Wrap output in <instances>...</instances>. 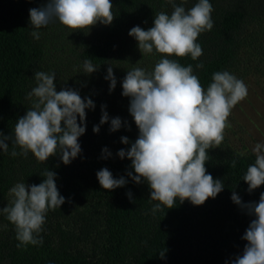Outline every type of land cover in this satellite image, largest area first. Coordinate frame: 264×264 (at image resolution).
<instances>
[{
    "label": "trees",
    "instance_id": "obj_1",
    "mask_svg": "<svg viewBox=\"0 0 264 264\" xmlns=\"http://www.w3.org/2000/svg\"><path fill=\"white\" fill-rule=\"evenodd\" d=\"M47 2L0 0V134L12 136L19 118L31 108L26 96L36 86L37 71L55 73L57 92L71 89L83 100L91 99L95 107L85 110L86 131L78 138L81 152L67 165L60 153L45 162L31 152L13 157L11 140L5 141L8 152L0 149V210L13 199L10 188L19 182L39 185L46 169L55 173L57 189L65 198L60 208L45 216L42 245L18 248L15 226L0 212V264H234L243 255L247 241L242 237L256 217L231 197L235 193L242 204L258 203L264 193V185L249 192L243 180L255 162L254 153L238 148L225 129L222 143L207 151L205 163L207 174L220 180L223 190L202 205L177 200L173 208L161 205L163 211L153 214L158 202L150 200V186L143 178L135 183L128 176L129 172L136 175L132 162L118 156L120 150L127 153L139 137L129 112L131 98L122 95V82L134 67L152 72L156 63L168 58L185 67L191 64L205 90L214 73L228 71L243 82L252 77L264 98V0H209L213 28L198 36L203 54L195 61L190 55L141 53L138 41L129 36L133 27H153L157 13L171 15L168 0H111V24L97 22L73 31L56 21L40 29L36 40L29 10ZM173 2L187 11L198 0ZM86 59L97 67L95 72H84ZM198 63L204 67L196 69ZM109 66L116 79L111 92L105 79ZM103 112L109 119L101 125ZM117 117L121 127L112 132L111 120ZM94 126H99L98 133L93 132ZM123 137L128 144L122 143ZM104 168L114 179L123 177L126 184L104 190L97 179Z\"/></svg>",
    "mask_w": 264,
    "mask_h": 264
},
{
    "label": "clouds",
    "instance_id": "obj_2",
    "mask_svg": "<svg viewBox=\"0 0 264 264\" xmlns=\"http://www.w3.org/2000/svg\"><path fill=\"white\" fill-rule=\"evenodd\" d=\"M171 15L161 11L155 15L154 26L144 30L133 27L129 36L138 41L141 53L151 54L153 50L164 57H191L193 61L202 56L198 36L211 31L213 7L209 0H198L191 9L177 6L173 0ZM111 0H48L46 5L29 10L30 24L34 39L40 38L39 30L58 21L73 31L89 29L97 22L109 25L114 19ZM202 69V63L196 64ZM84 72L91 74L97 70L91 59L83 64ZM193 66H182L175 60L163 58L146 72L140 67L127 71L122 82V95L130 97L129 112L139 129V137L127 153L118 152L132 162L135 176H128L140 184L141 178L151 189V201L158 203L152 213L174 207L177 200L190 201L199 206L209 198H215L222 190L223 183L207 174L205 163L209 159L207 151L219 146L224 139V131L229 127L228 117L238 102L247 96L244 82L228 71L216 72L212 82L205 90ZM55 73L37 71L34 73L36 86L26 99L31 100V108L19 118L12 136L0 134V149L8 152L11 140V156L34 157L45 162L50 157L61 154L62 162L67 165L81 152L78 138L86 131V109H94L91 99L83 100L78 92L71 89L57 92L54 84ZM106 80L110 81V92L115 89L116 79L111 66L108 67ZM79 117V123L77 118ZM103 112L100 124L108 122ZM63 124V126H62ZM121 127L120 118L111 120L110 131ZM94 126L93 132H99ZM122 143L128 144L126 137ZM21 151L17 153L16 148ZM107 153V149H104ZM252 152L255 162L248 166L243 180L248 191L264 185V143L254 145ZM236 161H232V167ZM45 179L39 185L27 186L16 183L9 190L13 198L9 206L0 212L15 226L17 247L42 245L40 237L45 216L49 210L60 208L65 203L55 183V173L45 170ZM99 184L104 190L111 191L123 187L126 180L114 179L107 169L97 173ZM131 197V193L128 194ZM232 201L246 208L253 219L242 237L247 244L242 256L234 264H264V193L258 203L242 204L233 193ZM161 258L164 252H160Z\"/></svg>",
    "mask_w": 264,
    "mask_h": 264
},
{
    "label": "rangeland",
    "instance_id": "obj_3",
    "mask_svg": "<svg viewBox=\"0 0 264 264\" xmlns=\"http://www.w3.org/2000/svg\"><path fill=\"white\" fill-rule=\"evenodd\" d=\"M244 84L247 96L231 111L226 128L231 141L242 151H252L257 143H264V98L252 77ZM235 132V135H234Z\"/></svg>",
    "mask_w": 264,
    "mask_h": 264
}]
</instances>
